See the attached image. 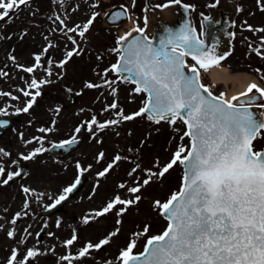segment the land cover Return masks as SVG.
Segmentation results:
<instances>
[{
    "label": "rangeland",
    "instance_id": "374dc122",
    "mask_svg": "<svg viewBox=\"0 0 264 264\" xmlns=\"http://www.w3.org/2000/svg\"><path fill=\"white\" fill-rule=\"evenodd\" d=\"M123 1L54 0V5H50V11H47L46 7L39 13H31L27 19L29 29L26 38L29 39V49L26 45L22 47L18 43L12 47L6 45L1 51L9 60L8 69H11L6 82L7 90L11 92L9 102L25 105L30 100L29 97L32 98L37 91L43 89L46 95L40 102L45 114H48L47 118L54 140L57 141L64 134L69 135L79 128V125L86 127L89 132L88 140L85 141L76 157L77 159L82 157L80 159L82 162H78L79 168L90 176L91 181L85 190L87 197L71 205L77 217L70 218L71 228H67L68 234L63 236L58 233L62 231V228L58 227L56 228L58 232L47 233L43 240L36 239V235L42 229L48 230L51 224L47 223L45 227L37 224L36 220L32 221V218H24L25 215H32V211L35 213L38 205L35 203L26 207L20 192L7 193L9 202H15L18 210L6 216L7 221L3 219L0 222V264H9L13 250L16 251L17 256L13 264H19L26 257L29 249L37 251L39 255L28 258L27 264H61L62 262H66L65 264H122L120 254L129 243L133 240L136 243L133 254L140 252L148 238L159 234L166 224L161 209L156 206V201L166 203L167 199L169 200L173 193L179 190L182 167L181 164H176L163 177L159 176V172L166 162L169 163L172 160L175 152L180 147H188L190 141L184 136L185 125L180 120L170 125L166 121L157 124L148 120L145 115L132 120L122 118L137 112L144 106L143 102L146 98L145 93L134 92V85L121 80L118 82L112 75L116 78L118 76L113 72L112 75L110 73L112 65L119 56L118 37L132 28V24L143 25L142 8L145 0L124 1L132 4L131 23L123 27H108L103 24L102 18L108 6L118 2L123 3ZM186 1L198 6L195 11V20L198 25L199 17L202 12H205V5L210 0ZM248 2L254 6L256 0H248ZM262 2L264 5V0ZM38 19L44 26H38ZM89 20L92 21L91 24ZM26 25L23 24V26ZM85 26L87 31L81 37L76 32L83 31ZM69 29H75V31H69ZM42 38L46 44L43 43ZM18 42L21 43V37ZM75 50L76 52L68 57L67 53ZM30 51H39L36 55L45 59L38 63L32 62L30 59H33V55L29 57ZM45 53L46 55L49 53L47 58L44 56ZM23 61H27L25 64H29L28 67L35 66L38 70L40 77L34 78L37 82L45 81L38 90H30L22 86L21 82L25 75L18 71V67L20 63L23 64ZM62 62H64L63 67L60 66ZM223 65L221 68L227 66ZM252 79L254 80L255 77ZM205 80L209 84L207 77ZM89 83L100 85V87L88 88L86 85ZM220 85L226 89L224 84ZM234 85L231 82L228 89L222 90L219 87L217 90L214 89V92L219 96L223 94L222 97L227 98L231 95L230 91L235 88ZM23 91L30 92L32 96H24ZM113 103L117 104V108L110 107ZM93 117L96 118L97 124H93L92 130L89 131L88 124ZM110 120H117L118 123L108 125L104 129L98 127L99 124ZM54 133L55 136H53ZM101 153H103L102 157ZM116 156H120L121 159L116 161ZM110 164L111 168L108 167ZM68 165L74 167V163L69 162ZM63 166V163H57L56 169H65ZM105 169L108 170L105 172ZM100 172H105V175H99L97 178V173ZM150 173H156V175L150 176ZM145 180H149L146 185ZM28 182H32L29 185L32 188L33 181L28 178ZM121 184L125 187L121 188ZM138 186L141 187L140 192L133 194L128 191ZM46 187L42 184L41 187H36L38 190L34 191L35 194H40L41 207L46 204L43 203L45 198L52 195L51 188ZM56 191L58 192V189ZM117 196L122 200H133L135 203L127 206L117 204L103 216L96 215ZM136 196L140 197L138 201L135 199ZM121 208L126 210L117 215ZM81 215L85 216L84 221L81 220ZM16 217L22 220L20 224L13 223ZM2 223H5L3 230ZM76 227H84L81 235L86 242L78 247L80 237L74 243L78 247L77 256L74 259L71 257L72 254H67L68 248L65 246V241L74 235L73 231ZM146 227L147 232L144 231ZM13 228L22 236L13 235L10 238L7 229L10 231ZM112 232H117V235L111 236ZM106 238L109 239L108 244L98 249H88L86 255L80 256L81 250L85 249L89 243L96 245ZM65 256L70 259H62Z\"/></svg>",
    "mask_w": 264,
    "mask_h": 264
},
{
    "label": "snow or ice",
    "instance_id": "6c2138e0",
    "mask_svg": "<svg viewBox=\"0 0 264 264\" xmlns=\"http://www.w3.org/2000/svg\"><path fill=\"white\" fill-rule=\"evenodd\" d=\"M28 3L29 0H0V21ZM173 3L179 4L180 0H173ZM91 22L89 20V24ZM250 30L264 32V28ZM85 31L87 26L79 35L83 37ZM134 31L143 33L144 30L136 28ZM127 35L130 36L131 33ZM126 39L127 36L120 38ZM67 55L71 57L73 53L69 52ZM226 55H214L213 50L197 38L195 30L186 24L178 31L169 30L168 35L161 37L155 46L147 36L134 38L128 42L124 55L120 57L122 63L112 65V71L127 74L126 78L138 85L134 88L135 93L147 94L144 107L132 115L123 116L124 120H132L145 114H150L148 119H155L157 124L166 121L174 125L180 120L187 129L184 136L190 139V145L180 147L172 160L159 172V176L163 177L178 163L186 168L181 191L173 193L166 203L156 201V206L169 221L168 227L162 234L148 239L145 253L133 254L136 243L134 240L129 243L120 254L122 264H264V150L258 151L254 145V141L264 130V111L257 118L256 113L242 104H233L223 99V94L219 97L212 96L199 82V69L207 71L218 65ZM186 56H191L195 64L189 66L184 59ZM35 59L39 61L40 56ZM196 65H199V69ZM24 71L31 73L34 68L29 67ZM42 83L45 81L37 82L33 79L29 87L38 90ZM86 87L100 85L89 83ZM253 90L264 98V88L255 83L240 96H248ZM23 95L32 96L28 91H23ZM39 95L40 92L37 91L35 96ZM35 96L27 102L23 112H28L33 106ZM239 99V96L232 97L233 101ZM252 102L249 100L245 103ZM110 107L115 109L117 104L113 103ZM258 107L264 109V104H259ZM3 114L0 110V115ZM117 123V120H110L98 127L104 129ZM93 124H97L95 117L88 124L89 131ZM50 130L41 128L39 131ZM76 131L79 132L80 128ZM39 151L37 149L23 159L31 160ZM183 153L186 154L182 155ZM120 159V156L115 157L116 161ZM108 167L111 168L112 165ZM105 172H100L99 175L104 176ZM20 174L19 171L7 173L3 183L7 184ZM4 175L5 169L0 167V176ZM149 175L154 176L156 173ZM79 183L77 179L73 185L64 189V193L72 192ZM148 183L149 180L144 181L145 185ZM120 187L125 185L121 184ZM23 190L29 191L27 188ZM140 190V186L128 189L133 194ZM65 199L67 196L61 195L51 207H56ZM135 199L138 201L140 197L136 196ZM133 203L135 201L122 200L117 196L96 215L103 216L117 204L127 206ZM125 210L121 208L117 215ZM147 230L146 227L144 231ZM13 235L11 231L8 233L10 238ZM110 235L115 236L117 232ZM75 239L73 236L65 241V246L72 245ZM108 243L107 238L96 245L89 243L81 250L80 256L86 255L88 249H98ZM37 255V251L29 249L19 264H27L28 258ZM141 256H145V260L141 261ZM16 259V251L13 250L9 264H13ZM62 259L68 260L70 257Z\"/></svg>",
    "mask_w": 264,
    "mask_h": 264
},
{
    "label": "flooded vegetation",
    "instance_id": "af4514ba",
    "mask_svg": "<svg viewBox=\"0 0 264 264\" xmlns=\"http://www.w3.org/2000/svg\"><path fill=\"white\" fill-rule=\"evenodd\" d=\"M22 9L23 7L20 6L18 10L20 11ZM250 28L260 29L259 27H256L255 24H252L249 21L235 23L236 39L238 42V46L240 47V53L234 60V64L237 67H242L249 64V59H252L255 46L264 42V32L252 31L250 30ZM0 77H2L1 73ZM0 84L2 85L1 79ZM36 125L39 126V123H35L33 119H28L27 114L23 112L22 122L17 127L15 126L16 128L13 131H8L0 140V150H2L0 151V167H3L5 169V175L0 176V197H2V199H0V219L2 217H6L5 212L2 213V209H6L7 207L6 201L8 189L7 184H4L3 180L6 179V174L8 172V160H11L12 168H14L15 166H25L27 169V174H32L31 180L33 181L35 187L44 184L47 187H50L53 193H55V190L57 188L62 190L66 186V183L71 182L73 178L71 169L69 167H66L62 172L56 171L55 160L53 158H49L47 153L49 146L48 144L46 145V142L48 141L49 132L37 133L36 129L38 127ZM15 131H17L18 133H15ZM31 137H37L39 139L33 140ZM37 149H40V151L37 152L31 160L23 159L24 156L32 154L33 151L36 152ZM5 153L7 155H5ZM18 183L19 181L14 184L11 192L15 190ZM84 190H82L75 197V199L67 203L63 212L54 215L51 218H48L49 223L54 225V222H56L59 227L63 228V233H66V235L68 234V232L64 229L71 226V224H68L70 217L76 216V213H73L71 209V205L84 197ZM23 193L24 196L26 195L25 197L29 202L34 199V196L32 198H27V192H24V190ZM62 193L63 192H59L60 196L64 194ZM55 201L52 200L51 202L53 203ZM20 221L21 220L18 219V223H21ZM14 235L22 236L19 232H15Z\"/></svg>",
    "mask_w": 264,
    "mask_h": 264
},
{
    "label": "water",
    "instance_id": "95a60500",
    "mask_svg": "<svg viewBox=\"0 0 264 264\" xmlns=\"http://www.w3.org/2000/svg\"><path fill=\"white\" fill-rule=\"evenodd\" d=\"M221 8H222V4L221 2H219V4L216 5L214 11L212 12V16L209 18V20L206 21L208 47L210 45V40L213 38L212 32L218 33L219 34L218 36L222 37L221 40L219 41V45L220 43L222 45H226V43L228 42L227 38L229 36H228L226 29L224 27H219V26L214 25V24L223 25L224 23H226L225 22L226 16H225V13H223ZM147 13H148V19H147L148 26L150 30L153 31L155 34L154 39L151 40L154 46L158 43L161 37H166L168 35L169 30L173 32L178 31L180 28H182L186 24L189 25L191 28H193V25L190 19L189 9L180 3L179 4H175V3L168 4L163 8L148 7ZM123 18H126L124 11H122L121 9H116L110 14L107 20L113 23H119L123 20ZM143 36L145 35L139 32H133L130 36H127V39L122 41V46H121L124 53H125V48L128 42H130L136 37H143ZM120 63H122V61ZM120 73L122 74L123 77L126 78L127 74L123 72H120ZM205 95L207 94L205 93ZM248 110L256 113V110L254 109H248ZM257 118H259L258 114H257ZM185 171H186V168H185ZM145 258H146L145 256H141L140 259L141 261H143L145 260Z\"/></svg>",
    "mask_w": 264,
    "mask_h": 264
},
{
    "label": "bare ground",
    "instance_id": "6f19581e",
    "mask_svg": "<svg viewBox=\"0 0 264 264\" xmlns=\"http://www.w3.org/2000/svg\"><path fill=\"white\" fill-rule=\"evenodd\" d=\"M214 80L216 81H232L236 84V87L230 91L231 95L233 96H239L243 92H246L248 87L251 85L250 82L252 79L245 74H230L226 70H218L216 68H213V71L211 72ZM229 101H231L230 98H228Z\"/></svg>",
    "mask_w": 264,
    "mask_h": 264
}]
</instances>
